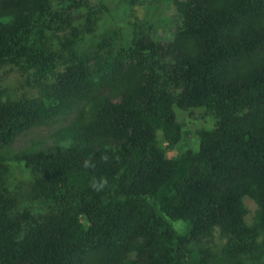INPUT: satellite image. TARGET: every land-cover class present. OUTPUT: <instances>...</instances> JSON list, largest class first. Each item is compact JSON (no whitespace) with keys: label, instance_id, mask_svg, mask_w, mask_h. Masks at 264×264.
<instances>
[{"label":"trees","instance_id":"obj_1","mask_svg":"<svg viewBox=\"0 0 264 264\" xmlns=\"http://www.w3.org/2000/svg\"><path fill=\"white\" fill-rule=\"evenodd\" d=\"M72 1L0 0V71L38 90L0 84V264H188L195 247L264 264V0H173L169 39L149 21L123 44L93 25L119 7Z\"/></svg>","mask_w":264,"mask_h":264},{"label":"rangeland","instance_id":"obj_2","mask_svg":"<svg viewBox=\"0 0 264 264\" xmlns=\"http://www.w3.org/2000/svg\"><path fill=\"white\" fill-rule=\"evenodd\" d=\"M100 1H106V4L108 6L116 5V7H119L120 10L117 12V15L115 17L112 16L113 14L109 13L106 16L107 12H105V14L101 18L95 19L93 25H96L97 27L95 35L96 37L101 36L102 34L105 35L104 33H112L111 30L117 29L118 33H115V37L117 40H119V43L123 44L125 43L127 36H130L135 28L139 31L142 30L140 24L144 26L145 23L148 24L151 22L153 24L151 26L152 32L158 36V39L160 38L161 41H165L166 39H169L171 37V33L176 29V25L178 24L179 17L177 14V5L173 0H135L137 2L134 5L127 6L125 14H123L121 10V7L125 4L123 0H78L80 4H76L72 1L73 7H69L66 2H64L62 6L71 8V11H76L74 8H82L81 15L87 16L88 12H90L91 10H95V5L99 4ZM131 38L132 36L128 37V40L130 41ZM90 64L94 65V59H91ZM0 84L4 87L7 86L10 89V93L12 94V96L15 97H21L24 93L32 95L33 93H37L38 91L32 84H26L25 77L21 75L20 72L12 69L11 67H7L0 71ZM24 90H26V92ZM188 112L190 111L186 112V114L189 116H187V118L181 115L184 123L183 125L186 127V129L187 122L185 121L191 123H201V121H203V123H205V119H196L195 117L201 116L200 114L205 115L207 113L206 110L200 109L197 111H193L190 114ZM211 117L209 116L207 118V125H213V122H211ZM51 130L52 127H39L32 130V132L28 135H20L13 146V150L22 149L27 145V143H29V140L31 138H45L46 136H48ZM193 140V135H186L185 140L178 148L175 149V151L177 153H180L185 152L189 148H194L197 141L194 143ZM175 151L169 150L167 152V155H175ZM15 172V176H21L18 170H16ZM245 204L248 210L245 215V219L247 223L252 224L259 209V205L256 201L249 197L245 198ZM226 241L227 237H224L218 229L215 231L213 239L211 241H204V243L207 246H211V249L220 254L222 251V246ZM199 249L200 248L195 247L194 252L190 250V254L189 256H187L189 259L188 264H196L195 259H192V257H198L197 254L199 253ZM248 264L256 263L250 260V263Z\"/></svg>","mask_w":264,"mask_h":264}]
</instances>
